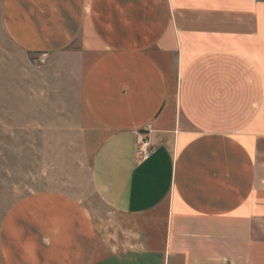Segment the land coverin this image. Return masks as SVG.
Masks as SVG:
<instances>
[{
  "label": "crops",
  "instance_id": "1",
  "mask_svg": "<svg viewBox=\"0 0 264 264\" xmlns=\"http://www.w3.org/2000/svg\"><path fill=\"white\" fill-rule=\"evenodd\" d=\"M0 4L13 44L62 69L112 216L1 190L0 264H264V0Z\"/></svg>",
  "mask_w": 264,
  "mask_h": 264
},
{
  "label": "rangeland",
  "instance_id": "2",
  "mask_svg": "<svg viewBox=\"0 0 264 264\" xmlns=\"http://www.w3.org/2000/svg\"><path fill=\"white\" fill-rule=\"evenodd\" d=\"M48 61L46 56L26 54L15 46L0 16L3 200L10 204L33 190H56L79 198L95 219L109 223L112 216L97 198L91 180L95 134L80 131L78 103L65 99L62 69H51ZM58 62L62 66V55Z\"/></svg>",
  "mask_w": 264,
  "mask_h": 264
},
{
  "label": "built area",
  "instance_id": "3",
  "mask_svg": "<svg viewBox=\"0 0 264 264\" xmlns=\"http://www.w3.org/2000/svg\"><path fill=\"white\" fill-rule=\"evenodd\" d=\"M138 152L141 159H147L151 155L150 140L148 136H143L139 141Z\"/></svg>",
  "mask_w": 264,
  "mask_h": 264
}]
</instances>
